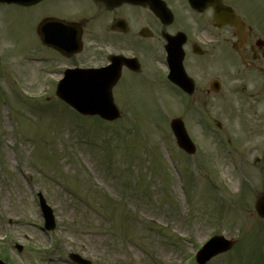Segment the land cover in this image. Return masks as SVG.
<instances>
[{
  "label": "rangeland",
  "instance_id": "rangeland-1",
  "mask_svg": "<svg viewBox=\"0 0 264 264\" xmlns=\"http://www.w3.org/2000/svg\"><path fill=\"white\" fill-rule=\"evenodd\" d=\"M250 5L256 12L246 6L247 20L264 38V0ZM37 10L0 6V259L72 264L74 253L91 264H195L196 251L219 235L235 245L208 264H264V221L253 208L264 193L257 74L236 58L198 78L201 85L218 74L223 85L218 97L195 100L207 129L193 100L188 110L164 84L133 78L114 90L119 120H80L42 84L43 65L31 63ZM175 118L195 146L192 156L176 147ZM38 193L54 213L51 232L43 230Z\"/></svg>",
  "mask_w": 264,
  "mask_h": 264
},
{
  "label": "flooded vegetation",
  "instance_id": "flooded-vegetation-1",
  "mask_svg": "<svg viewBox=\"0 0 264 264\" xmlns=\"http://www.w3.org/2000/svg\"><path fill=\"white\" fill-rule=\"evenodd\" d=\"M190 0H42L28 7L15 6L31 12L44 5L54 8L30 15L31 32L35 37V50L41 75L56 84L67 70L103 69L116 57L137 60L138 71L121 64L123 76L136 81L152 83L166 76L168 67L157 65L156 56L167 60L165 44L176 35L183 34V63L186 75L193 82L191 98L213 96L208 84L220 77L218 74L199 84L198 78L220 71V54L237 53L241 62L249 63V69L264 79V48L260 33L252 31L236 8L235 0H219L244 21V40L237 39L230 26L218 28L212 8L193 9ZM164 21L153 14L151 8L159 6ZM165 9L168 10L167 14ZM48 21L45 34L49 44L40 42L38 26ZM54 47L63 50V54ZM199 51V52H198ZM201 55H198L200 54ZM227 57V56H226ZM242 58V59H241ZM159 66V67H158ZM218 73V72H216ZM264 91V80L262 81ZM264 94V93H263Z\"/></svg>",
  "mask_w": 264,
  "mask_h": 264
},
{
  "label": "water",
  "instance_id": "water-1",
  "mask_svg": "<svg viewBox=\"0 0 264 264\" xmlns=\"http://www.w3.org/2000/svg\"><path fill=\"white\" fill-rule=\"evenodd\" d=\"M3 1L8 3L12 2V0H0V2ZM216 9L219 11L220 7L216 5ZM234 21L236 22L232 17V20L228 22L234 24L237 28V22L235 23ZM118 77L119 75L117 73L104 69L105 84L101 79L99 80L101 83L93 84L95 78H99V76L94 75V72L82 73L60 82L55 94L82 115H98L101 119L112 122V120L119 117V111H117L112 101L111 91L113 85L118 81ZM170 129L177 140L178 146L182 150H185L186 153L193 154L195 149L183 128L182 121L179 119L173 120L170 123ZM255 209L259 217L264 219V195L257 200ZM44 211L46 228L52 229L53 219L51 213L46 208H44ZM232 245V242L226 241L224 238L214 237L197 253L196 262L198 264H204L213 258V256L229 250ZM71 258L72 260L78 259L75 256H71Z\"/></svg>",
  "mask_w": 264,
  "mask_h": 264
}]
</instances>
